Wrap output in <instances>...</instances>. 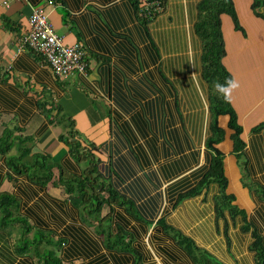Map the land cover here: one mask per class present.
<instances>
[{
  "label": "crops",
  "instance_id": "obj_1",
  "mask_svg": "<svg viewBox=\"0 0 264 264\" xmlns=\"http://www.w3.org/2000/svg\"><path fill=\"white\" fill-rule=\"evenodd\" d=\"M240 1L247 3L243 6L234 0L238 15L252 5V0ZM199 2L168 0L166 11L147 25L139 19L130 0H57L56 5L46 0H9L8 7L0 2V145L3 143L6 148L12 143L8 152L0 150V194H11L17 201L13 222L0 208V264H53L47 260V252H54L62 264H113L108 249L101 243L95 252L80 249L75 254H68L73 247L71 239L58 245L59 238L73 225L72 216L78 214V209L64 190L54 187L52 182L43 187L32 181L29 174H17L11 169L14 165L10 159L18 158L22 159L21 164L38 173L41 169L38 157L42 155L66 165L69 148L59 139L62 127L51 123L56 115L51 110L56 107L72 117L82 141L99 147L95 153L104 175L110 159L142 155V160L132 159L134 175L120 186L121 191L146 173L158 175L160 189L148 183L151 192L136 201L138 205L150 204L156 195H161L158 203L149 207L150 213H155L154 224L143 232L141 242L134 244L147 255L145 264H194L164 227L157 224L160 219L224 264H256L251 251L252 234L238 236L241 228L237 226L232 227V249L216 250L222 241L215 223L217 186L198 199L176 205L177 197L194 186L206 171V141L211 134L209 87L202 78L201 41L194 28ZM41 7L47 9L54 30L64 43L82 44L88 61L86 77L75 74L67 80H57L37 53L21 49L29 16ZM245 12L239 17L247 27L248 37L236 29L233 35L225 31L224 37L227 51L229 42L231 45L234 42V46L249 42V45L244 43V48L250 47L251 56L249 61L242 59L238 63L241 69L236 70L230 66L228 51L225 64L240 84L237 89L240 99L250 93L251 97L255 94L260 99L264 96V22L252 11L257 23L243 22ZM6 19L15 26L14 31L6 27ZM234 92L230 100L244 128L246 159L254 163L251 131L264 116L245 127L240 121ZM223 123L226 127L227 119ZM230 134L228 130L227 135ZM219 147L225 154V165L230 168L228 162H232L239 175L238 189L233 188L227 176V192L235 196L234 204L246 211L263 237L264 224L258 213L264 202L256 192L257 186L253 189L250 182H243L230 139ZM121 170L125 172V167ZM52 171L57 178V168ZM250 177L254 183L263 180L259 169ZM130 193L133 195L134 190ZM246 196L251 204L246 202ZM115 211L131 218L124 209ZM19 219L32 227L29 234L23 233L25 229L21 228ZM40 233L51 242L36 243L35 237ZM103 256L107 260L103 261Z\"/></svg>",
  "mask_w": 264,
  "mask_h": 264
},
{
  "label": "trees",
  "instance_id": "obj_2",
  "mask_svg": "<svg viewBox=\"0 0 264 264\" xmlns=\"http://www.w3.org/2000/svg\"><path fill=\"white\" fill-rule=\"evenodd\" d=\"M56 1L46 0L48 3L51 2L49 3L51 5H56ZM130 1L144 25L151 23L157 16L163 14L166 11L168 3V0H159V6L161 7L159 12L158 10L154 11L153 8L156 7L146 9L139 0ZM239 2L243 6L247 3H242L240 0ZM197 9V20L194 28L196 35L201 41L202 78L209 87L211 134L206 141V171L194 186H190L177 197L176 205H181L189 199H198L205 192L211 190L212 187L217 186L218 193L214 199L215 223L219 229L216 232L217 236L218 238L222 237V241L216 247V250L218 249L219 251V248H221V251H230L232 249L234 243V237H232V230L234 228L232 227L237 226L241 228V233L238 234L240 237H244V234L251 232L253 237L251 251L255 254L256 264H264V236L262 237L259 233V226L255 227L246 211L234 204L235 196L227 192L229 181L225 173V154L219 147L226 139H230L233 144L232 154H234L238 163L239 157H244L245 174L243 173L242 178L247 177L253 189L257 186L256 192L260 200L264 202V120L254 126L251 131L253 133V137L251 138V144L253 145L252 155L255 158L254 163H251L250 160L246 159V142L243 139L244 128L239 122L238 113L232 105L231 100L226 101L224 96L218 93L215 87L217 84L225 85L227 81L234 80L233 73L225 64L228 51L223 32V17H229L236 30L243 31V29L234 0H200ZM251 9L264 22V0H252ZM148 10H153L154 12ZM5 25L12 31L15 30V26L7 19L5 20ZM23 38L21 44L23 43ZM24 49L36 53L27 46ZM84 60L88 62L87 53ZM54 111H56V115L51 120V123H58L62 127L63 132L59 139L69 148V160L66 161V165L63 166L61 163L52 161L49 155H42L38 157L41 169L38 173H33L29 167L21 164L22 159L12 158L9 161L14 165V167H11L12 171L17 174H29L32 181L42 184L43 187L52 182L54 187L64 190L65 194L78 209V214L72 216L74 219L72 221L73 225L68 227L69 230L57 242L58 245H63L71 239L73 247L71 253L68 254L80 253L81 250L95 252L101 243L108 249L109 258L113 264H145V256L135 248L134 244H139L143 238V232L154 224L155 213L151 214L149 207L158 203L161 195H156L150 204L144 203L138 205L136 201L140 199V196L144 197L147 193L151 192L148 190V183L158 190L160 189L161 181L158 180V175L156 172H153L150 176L144 174V177H137L133 184L121 191L120 186L128 180V177L134 175V161L132 159L142 160V155L137 154L134 158L122 155L118 156L117 160L110 159L109 165L106 166L107 172L105 175L109 177L107 178L102 171L100 158L95 153L99 151V147L86 140L82 141L80 133L76 129L75 121L72 117L65 115L61 108L56 107L51 110L52 115ZM224 119H227L226 127L222 126ZM228 130L231 131L230 136L227 135ZM11 146L12 143L4 148L2 143L0 150L6 153ZM16 162L18 163L16 164ZM22 166L23 170H21ZM123 167H125V172L121 170ZM54 168L58 170L57 178H54L52 171ZM258 169L263 174V180L260 183H254V179L250 176L256 174V170ZM113 177L116 178L113 180ZM131 190H134L133 195L130 193ZM16 202L15 197L11 194H0V208L5 210L7 215L9 213L8 207ZM118 208L128 212L131 218L120 213L117 214L115 210ZM106 209H108V212L104 214L103 212ZM258 218L264 224V207L260 209ZM18 223H21V226L27 224L26 221H22L21 219H19ZM157 224L164 227L166 233L182 249L183 255L189 257L192 263L224 264L214 258L213 254L205 248L197 245L192 238L167 224L165 219H160ZM93 227L94 231L91 233L90 230ZM73 228L74 230L71 231ZM24 229L23 233L28 232L29 234L32 227L28 223ZM238 236L237 238H239ZM45 240L46 237L43 233L35 237L36 243L51 242L50 240ZM239 240L237 239V242ZM45 254L47 255V260L50 259L53 264H62L54 252H47ZM101 259L103 261L107 260L105 256L101 257Z\"/></svg>",
  "mask_w": 264,
  "mask_h": 264
},
{
  "label": "built area",
  "instance_id": "obj_3",
  "mask_svg": "<svg viewBox=\"0 0 264 264\" xmlns=\"http://www.w3.org/2000/svg\"><path fill=\"white\" fill-rule=\"evenodd\" d=\"M139 1L146 9L156 7L153 8L154 11L161 10L159 0ZM0 2L9 6V0H0ZM26 46L44 59V64L57 80H67L75 74L83 77L88 75V64L84 60L86 52L82 44L64 43L63 37L54 30L47 9L43 7L34 9L29 16L28 31L23 38L21 49Z\"/></svg>",
  "mask_w": 264,
  "mask_h": 264
},
{
  "label": "rangeland",
  "instance_id": "obj_4",
  "mask_svg": "<svg viewBox=\"0 0 264 264\" xmlns=\"http://www.w3.org/2000/svg\"><path fill=\"white\" fill-rule=\"evenodd\" d=\"M243 11H246L243 22H245V21H248V22L249 21H255L254 18H253V15L251 13V11H252L251 7L247 8V9H244ZM239 15L242 17V12H240ZM239 15H238V17H239ZM223 19H224V25H223L224 34H225V31H227L228 34L229 33L230 34L232 33V35L235 34V28L233 26L234 24L232 23V21L229 18H227V17H223ZM239 21H240L241 27H242V29L244 31V37L246 38V37H248L247 27L242 24L240 17H239ZM255 22L257 23V21H255ZM252 23H254V22H252ZM237 31H239V30H237ZM236 35L239 36V38L241 39V36L239 34H236ZM259 36H260V32H259ZM229 37L231 38V36H229ZM244 43H245V45H249L250 44L249 42H245V41H244ZM244 43H243V45H242V43H240V44H237L235 46H234V42H233V45H231V42L228 43V51H229V54H230L229 61L232 62L230 66L232 68H234V66H235L236 70L237 69L238 70L241 69V67L238 66L239 65L238 63H242V61H241L242 59L247 58V60L249 61L248 57L251 56L250 55V53H251L250 47L246 46V48H244V46H245ZM243 48H244V50H243ZM240 49H241V51L243 50L241 53L239 51ZM263 57H264V53H263ZM262 62H264V59L262 60ZM239 93L240 92L236 89L235 92H234V97L236 99L238 98L237 106L239 107V110H240V115H241V120L240 121L242 122V124L245 127H250V126H252V125H254L256 123L258 118H262L264 116V96H262L263 98L261 97L260 99H258L257 95L254 94V97H251L253 94L250 93V94L247 95V97H245V98L242 97L240 99V96H239L240 94ZM243 105H244V107H242ZM251 114H252V116H251ZM229 161H231V160H229ZM228 166H230V168L225 165V173L227 174V176H230V178L232 180V183H233V185H232L233 188L234 189H236V188L238 189L239 188L238 170L236 169V166L232 162H228ZM239 166L241 168V173H242V177H243V173L245 174V171H244L245 164H244V157L243 156L239 157ZM228 169H229L230 175L228 173ZM242 179H243L244 183H249V179L247 177L246 178H242ZM250 186H251V184H250ZM251 188H252V186H251ZM246 202L248 204H251V201H250V199L247 196H246ZM15 207H16L15 204L13 205V207L12 206L8 207L9 208V213H8L9 218L8 219H11L12 222H13V220L15 218L14 216H16V214H17L15 212ZM107 212H108V209L104 210L103 213L105 214ZM5 215H6V213L3 212L2 213V217H5ZM2 220H4V219H2ZM27 225L28 224L22 225L21 228H24ZM21 228H19V229H21ZM93 230H94V227H93ZM32 234L33 233L30 234L31 238H33ZM144 256L147 257V255H144Z\"/></svg>",
  "mask_w": 264,
  "mask_h": 264
},
{
  "label": "clouds",
  "instance_id": "obj_5",
  "mask_svg": "<svg viewBox=\"0 0 264 264\" xmlns=\"http://www.w3.org/2000/svg\"><path fill=\"white\" fill-rule=\"evenodd\" d=\"M215 87L217 92L222 94L226 101H230L232 92L238 89L240 85L235 80H229L225 85L217 84Z\"/></svg>",
  "mask_w": 264,
  "mask_h": 264
},
{
  "label": "water",
  "instance_id": "obj_6",
  "mask_svg": "<svg viewBox=\"0 0 264 264\" xmlns=\"http://www.w3.org/2000/svg\"><path fill=\"white\" fill-rule=\"evenodd\" d=\"M196 34V33H195ZM197 36V35H196ZM198 37V36H197Z\"/></svg>",
  "mask_w": 264,
  "mask_h": 264
}]
</instances>
